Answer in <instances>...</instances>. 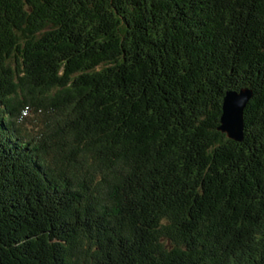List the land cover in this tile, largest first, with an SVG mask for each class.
<instances>
[{
  "label": "trees",
  "instance_id": "1",
  "mask_svg": "<svg viewBox=\"0 0 264 264\" xmlns=\"http://www.w3.org/2000/svg\"><path fill=\"white\" fill-rule=\"evenodd\" d=\"M0 264H264V0H0Z\"/></svg>",
  "mask_w": 264,
  "mask_h": 264
},
{
  "label": "water",
  "instance_id": "2",
  "mask_svg": "<svg viewBox=\"0 0 264 264\" xmlns=\"http://www.w3.org/2000/svg\"><path fill=\"white\" fill-rule=\"evenodd\" d=\"M251 94L250 88L243 87L240 89H228L222 97L218 129L235 140L243 138L244 107Z\"/></svg>",
  "mask_w": 264,
  "mask_h": 264
}]
</instances>
